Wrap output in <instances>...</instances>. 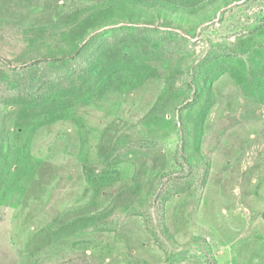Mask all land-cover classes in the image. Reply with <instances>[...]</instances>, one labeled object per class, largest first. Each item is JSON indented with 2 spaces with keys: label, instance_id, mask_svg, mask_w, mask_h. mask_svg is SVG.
<instances>
[{
  "label": "rangeland",
  "instance_id": "obj_1",
  "mask_svg": "<svg viewBox=\"0 0 264 264\" xmlns=\"http://www.w3.org/2000/svg\"><path fill=\"white\" fill-rule=\"evenodd\" d=\"M264 264V0H0V264Z\"/></svg>",
  "mask_w": 264,
  "mask_h": 264
},
{
  "label": "built area",
  "instance_id": "obj_2",
  "mask_svg": "<svg viewBox=\"0 0 264 264\" xmlns=\"http://www.w3.org/2000/svg\"><path fill=\"white\" fill-rule=\"evenodd\" d=\"M229 264H231V263H229Z\"/></svg>",
  "mask_w": 264,
  "mask_h": 264
}]
</instances>
